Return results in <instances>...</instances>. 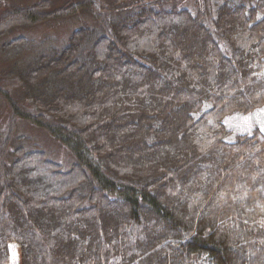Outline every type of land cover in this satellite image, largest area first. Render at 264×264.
Listing matches in <instances>:
<instances>
[{
    "label": "trees",
    "instance_id": "1",
    "mask_svg": "<svg viewBox=\"0 0 264 264\" xmlns=\"http://www.w3.org/2000/svg\"><path fill=\"white\" fill-rule=\"evenodd\" d=\"M56 1L0 15L93 21L0 80V264H264V132L226 125L264 106V0ZM20 120L71 169L11 150Z\"/></svg>",
    "mask_w": 264,
    "mask_h": 264
},
{
    "label": "rangeland",
    "instance_id": "2",
    "mask_svg": "<svg viewBox=\"0 0 264 264\" xmlns=\"http://www.w3.org/2000/svg\"><path fill=\"white\" fill-rule=\"evenodd\" d=\"M43 0H0V15L13 6L27 7ZM67 0H57L62 4ZM92 19L85 14H79L72 18L52 20L46 23L20 28L9 36L0 40V80L2 85L10 90L14 96H23V87L17 79V75L10 78L7 73L18 72L24 63L34 60L39 55L47 53L52 49H61L67 46L69 38L74 30L85 24H92ZM18 37L24 38L23 44L11 46L10 40ZM10 75V74H9ZM30 108V101L24 99ZM11 111L8 103L0 95V130L6 131L10 124ZM226 125L230 129L228 139L233 141L238 136L250 134L255 129L264 132V106L249 114H233L226 119ZM15 141L11 150L23 145L28 150L44 152L48 159L61 166L64 171L70 170L74 158L71 152L59 141L50 136L46 131L36 125L20 120ZM18 254L14 249L11 264L17 263Z\"/></svg>",
    "mask_w": 264,
    "mask_h": 264
}]
</instances>
